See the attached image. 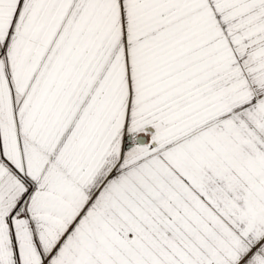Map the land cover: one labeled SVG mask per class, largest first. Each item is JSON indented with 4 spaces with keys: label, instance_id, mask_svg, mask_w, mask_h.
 I'll list each match as a JSON object with an SVG mask.
<instances>
[{
    "label": "crops",
    "instance_id": "obj_1",
    "mask_svg": "<svg viewBox=\"0 0 264 264\" xmlns=\"http://www.w3.org/2000/svg\"><path fill=\"white\" fill-rule=\"evenodd\" d=\"M7 8L0 264H223L264 247V0ZM121 170L128 196L83 215Z\"/></svg>",
    "mask_w": 264,
    "mask_h": 264
},
{
    "label": "rangeland",
    "instance_id": "obj_2",
    "mask_svg": "<svg viewBox=\"0 0 264 264\" xmlns=\"http://www.w3.org/2000/svg\"><path fill=\"white\" fill-rule=\"evenodd\" d=\"M7 1H8V8L7 9L9 12L10 10H12L13 3L15 0H7ZM219 46H218V42H217V38H216V51L218 49H220ZM224 53H226V52H224ZM247 74H249V73H247ZM219 97H220V95H219ZM221 97H222V94H221ZM221 99L223 102H225L227 100L225 98L223 99V97ZM218 101L220 102V100H218ZM223 102L219 103V104H221V107H223ZM221 111H222V109H221ZM142 131H143V133H147L146 138L148 139L147 140L148 143L146 142L147 144L145 145V147L151 146L150 137L154 138V136H157V134H154L152 131H150L149 128H145ZM151 132L153 135L151 134ZM137 146H139V144ZM126 180L130 181V179L128 178V176L126 174V171H124V170H121V171L117 172L116 174L112 175L111 180H108V184L106 185V187L104 189H101L95 196H92L91 198L87 199V206H86L85 210L82 212V214L83 215L84 214L89 215L90 213L94 212V208L96 207L95 199H97L99 197H106V196L112 197L111 192L113 193V196L116 197L117 199H125L128 196V192L126 189L127 187L125 185ZM129 201L131 203L130 204L131 206L137 208V205H136L134 199H132V194L129 196ZM128 208H129L128 210L131 211L130 206ZM142 213H143V210H140L139 212H137V214H142ZM126 239H128V238L126 237ZM263 250H264V247L259 248L256 251L254 249V250L250 251V253L248 255L244 254L245 259H244V257H242L239 260H238V258L241 257L240 254H238V253L228 254L225 257V259L223 260V264H258V261H259V263L264 264V258H263L264 256L261 253Z\"/></svg>",
    "mask_w": 264,
    "mask_h": 264
},
{
    "label": "water",
    "instance_id": "obj_3",
    "mask_svg": "<svg viewBox=\"0 0 264 264\" xmlns=\"http://www.w3.org/2000/svg\"><path fill=\"white\" fill-rule=\"evenodd\" d=\"M139 141L142 142V143H144L145 142V139L144 138H140Z\"/></svg>",
    "mask_w": 264,
    "mask_h": 264
},
{
    "label": "built area",
    "instance_id": "obj_4",
    "mask_svg": "<svg viewBox=\"0 0 264 264\" xmlns=\"http://www.w3.org/2000/svg\"><path fill=\"white\" fill-rule=\"evenodd\" d=\"M44 264H46V261H44Z\"/></svg>",
    "mask_w": 264,
    "mask_h": 264
}]
</instances>
